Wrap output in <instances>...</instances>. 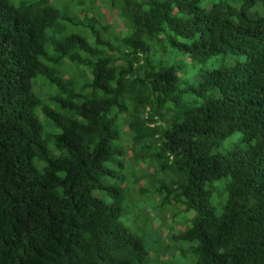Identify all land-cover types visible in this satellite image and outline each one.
<instances>
[{"label": "trees", "instance_id": "obj_1", "mask_svg": "<svg viewBox=\"0 0 264 264\" xmlns=\"http://www.w3.org/2000/svg\"><path fill=\"white\" fill-rule=\"evenodd\" d=\"M111 1L130 32L121 52L99 40L110 52L99 56L78 35L46 33L59 18L51 0H0V264H144L148 253L119 221L118 204L93 195L120 194L103 178L121 129L143 160L176 176L165 190L195 214L176 238L192 244V264H264V16L251 13L264 0ZM161 35L195 60H236L196 89L180 88L174 67L148 62V41ZM64 59L91 68L85 93L61 77ZM37 76L57 88L47 98L57 109L33 91ZM187 93L204 99L189 103ZM39 113L58 134L46 139ZM235 133L246 148L213 153ZM223 178L217 214L213 183Z\"/></svg>", "mask_w": 264, "mask_h": 264}, {"label": "rangeland", "instance_id": "obj_2", "mask_svg": "<svg viewBox=\"0 0 264 264\" xmlns=\"http://www.w3.org/2000/svg\"><path fill=\"white\" fill-rule=\"evenodd\" d=\"M32 1L9 0L13 5ZM51 3L57 9L59 18L52 27L47 28L46 33L49 36L60 38L66 35H78L94 48L99 49V56L110 54L106 47L99 44L100 42H109L117 47L118 51H124L120 40L130 32V29L127 19L120 15V2L112 4L111 0H51ZM251 13L264 16V8L257 5ZM168 36L161 35L158 41H148V62L156 68L159 65L174 67L179 74L180 88L196 89L204 74L220 66H229L236 60L220 55L210 56L205 61L195 60L172 46ZM46 50L49 54L53 53L50 44L46 45ZM86 58L88 62L96 59L92 56H86ZM59 72L64 79L75 82L78 91L85 93L82 87L91 79L89 65L76 64L64 59ZM33 91L44 103L47 102L49 107L57 109L54 102L47 101L49 96L58 94L57 88L50 83L49 79L37 76L33 80ZM208 94L209 92L206 93ZM193 96L192 93H187L184 98L189 103L194 101L197 104L204 99L203 97L193 98ZM38 116L43 124L46 139L59 133L46 116L41 113ZM121 130L119 140L112 144L118 151L110 162L105 163L111 175L103 178V184L106 187L118 189L120 194L110 198L105 190H96L93 191V195L108 204H118L119 221L132 235L142 240L148 253L144 264H192L194 262L190 251L192 244L177 241L176 238L190 227L195 214L192 211L183 212L181 204L175 203L171 196L167 197L165 190V186L171 185L176 180V176L170 170H160L157 163L149 157L143 160L144 150L134 147L127 138V132ZM125 130L128 131L126 128ZM246 147L241 133H235L223 140L213 153H224L235 148ZM47 150L51 157L59 155L52 139L47 142ZM36 166L38 170H41L40 163ZM225 184L224 178L213 183L215 192L211 204L217 214L221 212L222 204L225 202Z\"/></svg>", "mask_w": 264, "mask_h": 264}]
</instances>
